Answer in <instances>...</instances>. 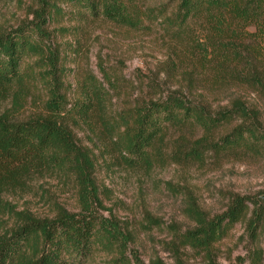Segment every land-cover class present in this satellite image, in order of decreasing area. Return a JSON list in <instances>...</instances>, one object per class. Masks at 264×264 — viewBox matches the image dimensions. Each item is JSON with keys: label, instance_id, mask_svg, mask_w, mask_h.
<instances>
[{"label": "rangeland", "instance_id": "374dc122", "mask_svg": "<svg viewBox=\"0 0 264 264\" xmlns=\"http://www.w3.org/2000/svg\"><path fill=\"white\" fill-rule=\"evenodd\" d=\"M122 2L134 26L58 2L63 13L49 14L34 35L37 43L55 52L68 104L85 100L88 95L83 96L80 86L89 80L106 95L85 117L63 118L80 153L78 160L97 189L94 209L119 227L129 264H148L155 258L167 264H205L208 257L217 264H249L256 249L261 251L258 264H264V215L255 236L247 231L251 210L264 196V142L227 152L210 147L241 125L252 127L256 140L264 136V18L261 24H248L227 17L220 25L199 16L170 26L164 20L173 16L177 0ZM39 9L40 0H0V34L20 25L33 29ZM38 58H26L22 67L37 72ZM29 79L19 104L14 107L9 98L3 99L0 112L9 110L15 120L44 112L50 79L45 74ZM172 93L211 114L238 101L247 116L231 118L208 132L190 121L166 127L152 142L146 162L128 164L127 155L121 156L113 144L109 126L137 105ZM195 152L201 156L195 158ZM74 176L65 165L38 170L25 175L22 185L6 188L2 200L13 212L36 218L53 217L57 206L78 212ZM236 196L247 198L248 209L222 239L207 251L184 244L179 235L195 225L188 208L209 218ZM17 217L4 214V225H12ZM116 245L97 246L85 264H109L117 255Z\"/></svg>", "mask_w": 264, "mask_h": 264}, {"label": "trees", "instance_id": "16d2710c", "mask_svg": "<svg viewBox=\"0 0 264 264\" xmlns=\"http://www.w3.org/2000/svg\"><path fill=\"white\" fill-rule=\"evenodd\" d=\"M58 2L78 7L90 16L134 26L122 0H40V9L35 13L39 22L33 29L20 25L0 34V102L9 98L15 107L19 104L18 97L26 79H33L38 74H45L50 79L45 85L43 113L15 120L9 110L0 112V264H85L97 246L107 248L115 242L117 255L108 263L129 264L124 255L126 239L119 227L111 219L98 215L94 209L99 203L97 189L78 160L80 153L63 121L66 116L85 117L94 105L102 104L106 95H102V88L89 80L80 86L83 96L88 95L85 100H74L68 104L64 84L58 79L60 70L55 65V52L37 43L34 37L49 19V14L63 13ZM175 9L173 16L164 20L170 26L185 24L190 18L199 16L220 25L227 17L248 24H261L264 18V0H177ZM30 56L39 57L34 62V67L39 69L37 72L29 66L22 67L24 60ZM259 85L262 86L260 82ZM237 116H247L246 109L238 101L232 103V108L211 114L172 93L163 100L137 105L119 116L115 126L111 125L109 129L119 154L127 155L125 162L134 165L146 162L148 149L166 127L190 121L208 132ZM256 134L252 127L241 125L213 141L210 147L215 152H227L241 146L250 147L258 141L264 142V136L256 140ZM196 144L199 145V142ZM193 155L195 158L201 156L199 152ZM64 165L75 175L78 212H69L57 206L53 217L36 218L13 212L11 206L2 200L4 190L22 185L25 175ZM246 201V197L236 196L222 212L209 218L192 207L188 208L195 225L193 229L181 233L180 238L184 244L207 251L245 215L248 209ZM6 213L19 216L8 227L2 218ZM263 215L264 201L255 204L251 210L247 222L250 236H255ZM260 258L261 251L253 250L249 264H258ZM148 264L167 263L155 258ZM205 264L217 263L208 257Z\"/></svg>", "mask_w": 264, "mask_h": 264}, {"label": "water", "instance_id": "95a60500", "mask_svg": "<svg viewBox=\"0 0 264 264\" xmlns=\"http://www.w3.org/2000/svg\"><path fill=\"white\" fill-rule=\"evenodd\" d=\"M262 200L264 201V196H262Z\"/></svg>", "mask_w": 264, "mask_h": 264}]
</instances>
